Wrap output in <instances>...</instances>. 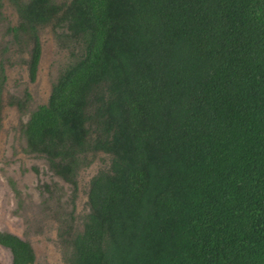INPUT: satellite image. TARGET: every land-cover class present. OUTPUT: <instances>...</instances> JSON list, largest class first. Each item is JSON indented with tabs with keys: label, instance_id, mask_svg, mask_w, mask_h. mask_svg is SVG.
Segmentation results:
<instances>
[{
	"label": "trees",
	"instance_id": "1",
	"mask_svg": "<svg viewBox=\"0 0 264 264\" xmlns=\"http://www.w3.org/2000/svg\"><path fill=\"white\" fill-rule=\"evenodd\" d=\"M11 1L30 80L40 27L78 45L23 125L27 151L75 187L110 156L68 264H264V0ZM0 243L34 264L29 242Z\"/></svg>",
	"mask_w": 264,
	"mask_h": 264
},
{
	"label": "rangeland",
	"instance_id": "2",
	"mask_svg": "<svg viewBox=\"0 0 264 264\" xmlns=\"http://www.w3.org/2000/svg\"><path fill=\"white\" fill-rule=\"evenodd\" d=\"M18 22L14 3L0 0V63L5 68V80L0 77V232L29 242L34 264H68L67 241L83 230L90 211V181L107 168L110 156L90 154L89 163L77 171L75 187L54 173L44 157L27 151L23 125L48 102L78 45L67 38L64 28L52 23L40 27L41 56L32 81L28 74L32 43L15 37L12 28ZM12 260L10 249L0 245V264Z\"/></svg>",
	"mask_w": 264,
	"mask_h": 264
},
{
	"label": "flooded vegetation",
	"instance_id": "3",
	"mask_svg": "<svg viewBox=\"0 0 264 264\" xmlns=\"http://www.w3.org/2000/svg\"><path fill=\"white\" fill-rule=\"evenodd\" d=\"M1 233V232H0ZM5 233H11V234H13V235H16V234H14V233H12V232H9V231H6ZM16 236H18V235H16ZM18 237H20V236H18ZM21 238V237H20ZM0 245H2L1 243H0ZM2 246H4V245H2ZM4 247H6V246H4ZM8 248V247H7ZM10 249V248H9ZM33 249V248H32ZM11 251V250H10ZM12 253V252H11ZM13 256V255H12ZM35 263V262H34ZM12 264H13V260H12Z\"/></svg>",
	"mask_w": 264,
	"mask_h": 264
}]
</instances>
